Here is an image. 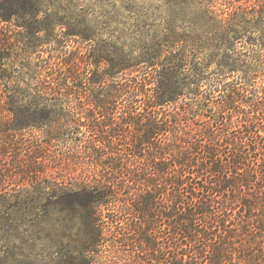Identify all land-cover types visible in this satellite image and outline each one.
Listing matches in <instances>:
<instances>
[{
    "label": "trees",
    "instance_id": "trees-1",
    "mask_svg": "<svg viewBox=\"0 0 264 264\" xmlns=\"http://www.w3.org/2000/svg\"><path fill=\"white\" fill-rule=\"evenodd\" d=\"M216 2L172 0L190 17H170L164 38L117 42L100 38L79 1L0 0V116L13 114L11 138L0 136V264H40L30 259L45 250L41 264H95L105 241L100 207L123 193L120 233L139 263L264 264V0L232 13ZM234 41L257 53L244 61L251 69L231 58L204 73ZM213 97L221 115L196 129L165 108ZM77 102L100 115L120 105L147 165L125 166L115 132L93 123L77 150L102 166L92 178L53 174L56 156L18 143L16 133L50 125L54 108Z\"/></svg>",
    "mask_w": 264,
    "mask_h": 264
},
{
    "label": "rangeland",
    "instance_id": "rangeland-1",
    "mask_svg": "<svg viewBox=\"0 0 264 264\" xmlns=\"http://www.w3.org/2000/svg\"><path fill=\"white\" fill-rule=\"evenodd\" d=\"M79 1L80 7H84L87 11L86 14L91 18L92 24L95 25L101 32V39H108L112 41H145L151 40L154 37L164 38L165 28L167 27L170 17L179 16L182 17L184 13L189 15V12L180 9L179 7L173 6L172 0H75ZM261 0H217V8L227 9L229 12L242 10L248 11L253 6L259 3ZM229 6V7H227ZM185 11V12H184ZM189 11V10H188ZM249 18L251 16L247 14ZM227 13L224 17H228ZM178 17V18H179ZM190 17V15H189ZM177 18V20H178ZM180 31L184 29L188 30L191 28L192 23H184L178 21ZM188 26H187V25ZM99 33V32H98ZM211 37V36H210ZM206 38V37H204ZM80 43L71 42L69 49L72 51L74 57H82L86 50ZM232 50H228L225 55L217 57L215 63L210 64L204 68V73L208 76L213 75L212 73L218 67L217 61L231 62V58H237L238 63L243 65L246 59H252L255 50L251 46L244 42L235 43ZM252 49V50H251ZM47 53H45L46 55ZM247 54V55H246ZM79 60V58H76ZM254 64V62H246L244 69H251L248 65ZM215 74V73H214ZM234 74H236L234 72ZM234 74H228L223 83L231 85L234 81ZM207 76V77H208ZM218 97H213L211 101L202 100L201 102L195 101L196 99H179L178 103H172L166 106V110L169 114L174 113L178 110L180 113L177 114L179 120L183 124H188L189 127L194 129L198 128L201 123L209 120L210 123H216V118L221 115V109L217 103ZM189 100V101H187ZM72 108L66 106H57L54 108V121L50 125L43 124L45 119L41 123L37 124L38 127L26 128L19 133H16L18 143L24 142L29 143L33 147L41 146L42 152L49 153L53 157L56 156L57 163L55 167H52V163L48 171L56 175H62L65 179L71 181L80 180L84 178L86 174H90L91 178L97 176L100 173L101 165L93 163L90 159L82 155V151L78 152L79 147H84L87 141L85 133L88 125L93 123L95 126H103L104 129L115 132L114 146L122 148L121 151L126 153L125 166L136 169L140 166L147 165L149 158L146 150L135 146V135L137 133L133 128L126 126V122L130 120V117L123 115L122 108L119 106L114 107L115 113L109 115L110 109L104 110V115H100V108L94 106H88L84 102H77ZM7 108V107H6ZM143 110L141 107L139 110ZM68 110H72L71 112ZM77 111V112H74ZM4 111V108L0 106V114ZM171 112V113H170ZM234 113H236L234 111ZM10 121L6 122L0 116V136L8 141L11 138V129L13 123L11 118L13 114H9ZM236 117V116H235ZM234 117V118H235ZM238 124V123H234ZM239 125V124H238ZM241 125V124H240ZM61 129L62 134L65 137L54 139L51 138L44 132V129ZM41 128V129H39ZM187 130V129H186ZM88 144V143H87ZM82 149H85L82 148ZM108 151V150H107ZM13 152V149H12ZM15 155V154H14ZM158 161V159H155ZM117 197L123 199L125 194H120ZM121 199L113 200L107 205L100 207L101 220L104 227L105 241L99 252L94 254L96 263L95 264H158V263H139V253L135 247L125 246L123 244L125 238L121 232L122 226L125 222L118 220V217H124L123 212L121 213L124 205ZM117 219L116 222H111L112 219ZM132 221L131 218H129ZM132 234L130 237H133ZM44 244H48L45 243ZM39 246H43L40 243ZM47 248V247H46ZM36 250V248H35ZM37 251V250H36ZM38 253L34 255L30 260L34 263H40L41 259L47 254Z\"/></svg>",
    "mask_w": 264,
    "mask_h": 264
}]
</instances>
